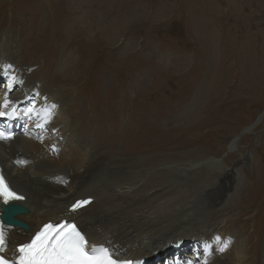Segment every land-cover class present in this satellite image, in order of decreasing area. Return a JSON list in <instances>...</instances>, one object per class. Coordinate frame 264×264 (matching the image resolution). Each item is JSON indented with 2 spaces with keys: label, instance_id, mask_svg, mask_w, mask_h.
I'll use <instances>...</instances> for the list:
<instances>
[{
  "label": "bare ground",
  "instance_id": "obj_1",
  "mask_svg": "<svg viewBox=\"0 0 264 264\" xmlns=\"http://www.w3.org/2000/svg\"><path fill=\"white\" fill-rule=\"evenodd\" d=\"M58 1L59 3H69L73 6L86 2L90 7L88 9L87 6H82L78 8L74 15H70L69 13V17L71 18V24L68 27L69 30H66V28L63 29L68 36V40H65L66 42L63 43V47L60 50L58 49V46L54 47L51 45L52 49L50 48L47 34L50 37H53V34L50 32V29L54 27L52 21L54 22L57 19L60 20L62 17L67 16L65 10L62 13L58 12L60 14L59 16L57 13L46 12L47 14H45L46 16L43 18L47 19H45L47 24L44 22V24H46L44 28L47 34L43 31L42 34L40 31L41 28L38 24L32 23L35 28L29 36V41H26L28 43L25 44L22 40L20 43L17 41L14 43V48L19 47L17 44L19 43L20 47L23 49V53L21 54L22 58L19 56L21 62L24 60L25 63L34 65L38 63V61L33 60L42 58L45 62L46 59V62L42 65L43 69L41 68V74L36 72V70L32 71V69V73L29 75V72L21 67V63L17 61L13 52L12 54L10 53L11 56L8 53V56L5 55L2 57L4 53H1L2 44H0V61H3L4 65H7V82L11 83L9 85V90L5 92L6 96L10 98V101L7 102V107H4L1 105L2 103H0V109L5 108L6 110H12V106L17 105L16 112L21 114L18 106L21 105V108L25 109V112L28 113L30 118L29 122H27L29 123L27 124V127L30 128L31 125L30 130L27 132L29 137L22 136L21 133H18L14 140L0 141V162L4 168V173L9 179L12 188L26 196L24 204L30 209L27 213L14 216L16 221L27 222L30 226V230L27 231L18 227L4 226L5 245L1 249V252L6 256H12L17 262L19 257V253L16 251L17 247L21 244L28 243L30 234H32L37 228H42L40 227L42 223H49L62 218L75 219L89 238L90 246L99 244H104L108 247L110 246L113 249L110 248V251L119 260L130 261L131 264L132 262L133 264H162L163 262H168L165 261L167 258L170 263L171 254L174 253L176 257L172 258V261H178V258L181 257L182 253H184L190 245L194 246L196 244V239L205 240L204 237L207 236V234L210 233V236L212 233L218 231L216 229L220 230V226L224 225L225 222V219L223 218V211L227 210L225 204L220 208H216L215 215L212 219H210L211 216L204 215L203 209L195 210L193 208L192 210L191 205L197 203L198 199H203L199 202L200 204H209L208 200H211L209 193L213 190L220 191V195L222 196L225 192L228 194L230 188L235 186V189L233 190H236L237 193L241 187L240 178H238L239 175H237V171L235 172L232 169L223 171L222 177L213 184L212 180L215 178L214 176H216V173L208 165H206V168L202 169V172H205L203 176H199L197 172L188 174V172L172 171L168 168L161 167V165H166L171 161H181L189 158V153L187 152L180 153L179 151L175 157H169L168 154L163 151H167V149L171 147L174 148L173 143H171V145L168 141L171 136H167L166 134H169L172 130L168 129V125L164 126L165 123L161 124L167 116L172 119L169 122L172 123L174 133L177 132L176 127H179L178 130L183 132L188 127L184 122L187 121L189 115L179 120H185L183 122L175 120L176 114L177 117H179L185 110L180 107L183 98L182 91L176 92L173 94V97L171 96L169 98L175 101V103L178 101V105L170 103L169 106H172L173 108H171L173 110L168 109L166 106V109L163 108L165 105V102L163 101L164 105H161L160 107L158 106L157 111L152 110V106L155 105H152L151 103L148 104L149 102L145 103V105L141 104L144 105L145 108H140L141 102L138 103L140 98H145L146 101L147 99H150V97L147 98V92L143 94L142 91L135 90L136 92L130 96L121 94L123 95L122 99L126 104L128 102L130 105H133V108H137L138 110L136 112L140 110L143 112L142 114L140 113V115L135 116V122L131 121V126L129 124L131 123L130 121L124 123H128L126 139L124 138L125 140L122 142V151L124 153L120 152L119 155L113 152L116 151V147L110 145V139L107 138L108 134L106 136L102 134L103 128H105L104 131L108 129L105 127L106 121H110L113 125L112 128L116 133H121L122 128L118 125L119 122H116V117L111 116L112 113L109 112L110 107H105L106 101L111 97L108 95L103 96L96 90H98V86H109L110 84L117 89L115 83L118 82V75L120 74L115 73L113 75V72L110 75L111 69L109 67H112L113 59L109 58L112 57L109 56L107 61L104 62V56L99 57L98 53L101 51L100 46L104 40V33L106 39H111L113 44L118 48L121 46V44H118L119 33H116L118 32L116 24L117 21L119 23V14L114 10L110 11L111 13L106 12L105 10L100 12L101 14L103 12V17L106 20L107 18L110 20L108 22L116 20L113 30H109V25L107 26V23H105L106 26L109 27V31H107L104 27L105 25H101L105 22L103 19L100 21L102 15L99 16L96 12V23L94 21L96 24L95 28H93L94 25L88 22L87 18L90 11H93L94 13L96 10L103 8L102 0ZM204 1L205 3L201 2L202 5L198 9L199 11L196 13L195 20H193L194 22L192 21V23L194 24L196 34L199 35L197 39L200 38V42L202 41L207 45V50L209 52L214 48L213 43L215 42V38H217V33L215 30L216 26L211 20V3L209 0ZM55 4L53 3L54 6ZM65 4L63 7L66 6ZM228 6L237 12L240 11L241 5L233 4L231 1V4ZM128 7H120V14L122 12L129 13L130 9H128ZM87 11L89 13H87ZM31 13L33 15H38L37 12L34 11ZM2 18L3 17L0 16V30L7 28H5L7 23H2ZM66 24L69 23L67 22ZM10 25L12 26L13 24L10 23ZM8 28L10 29V26ZM55 28L56 26L52 29L53 33L56 31ZM9 29L7 30L10 31ZM8 33L11 34L12 32ZM61 35L59 34L58 36ZM61 38L62 36L58 39ZM53 41L54 39L51 40L52 44ZM62 41L63 40H61V42ZM14 48L11 47L9 49ZM45 48L46 50L49 48L48 50H50V52H48L52 57L48 58ZM109 49L111 50V48ZM7 50L8 49L5 51ZM116 52L118 53V51ZM55 54L60 55V57H54ZM211 57L212 55L210 58ZM25 59L28 61H25ZM3 62L1 63L2 65ZM49 67H51V69H49ZM53 68L54 71L52 73L51 71ZM19 69L24 72L23 75L18 74L20 73ZM122 72L123 71H121V73ZM40 75L45 79L43 82L40 80L41 77L39 78ZM88 75H90V77L87 82L85 79ZM16 76L19 77L18 83L12 81L14 78H17ZM149 77L150 76H147V78L142 79L141 82L148 83L149 81L147 79H149ZM15 86L17 87L15 88ZM131 86L134 88V83ZM15 90L16 92H13ZM122 91H124V89H122ZM199 95L200 94H198V96ZM114 98L115 97L112 96V99L115 102ZM184 98L186 99V97ZM196 98L197 96L194 100H196ZM131 99L133 102L130 101ZM53 104L57 106L55 109L51 108ZM30 109L32 111H29ZM44 109H49L53 112L50 122H45ZM150 112H152L153 115H151ZM189 112L190 110H188V113ZM36 113H40V115L37 116ZM149 114L152 116L151 118L147 117ZM123 122H121L120 125ZM37 124L43 126L38 127ZM52 132H54V134H52ZM182 136L184 135L178 133L176 136L175 134L174 136L172 135V138L174 137L175 140V138L180 137L181 139ZM90 141H93V146L89 149ZM183 142L184 140L181 142L182 147L185 146ZM17 144H19L22 149L18 148ZM177 144L181 145L179 143ZM52 148L54 150H52ZM105 150L107 152L106 155ZM119 171H121V173L118 176L119 179H116L117 181L115 179L114 182H112L113 180H109V182L105 181L107 185H110L111 188H113V193L104 192L102 189L100 190V185L94 186V184H92L93 182L99 184L96 181H98L100 175L103 177L102 174H115ZM164 178L170 179L165 180ZM178 178L191 181L195 186L187 187L181 183H175L176 181L173 182L174 188H167V186H165V182L179 180ZM196 191L201 193L195 197ZM78 194H88L85 196L93 197L95 198V201L78 212H69L68 207ZM201 195L206 197H200ZM212 202L210 203L212 204ZM156 204L159 205L157 206V213L152 211V209L156 208ZM161 205L164 206L160 207ZM258 206L262 207V204L259 203ZM185 207H189V209L184 213L183 217L191 215L192 212H196L198 216L192 218L194 220L190 221V227L188 230L184 229L182 233L173 234L172 229L176 227L179 228L180 223L172 225L170 221L163 218L171 216L176 212H184L183 209ZM0 213H2L1 198ZM212 213H214V211ZM240 215L238 214L235 218V215L232 217V214L231 216L227 214V217L235 221L241 219ZM255 216V214L252 215L254 219H257L258 217L255 218ZM249 217L250 216H248V218ZM165 221H167V223H164ZM237 223H239V221ZM244 224L246 225H242V229H248L246 218ZM194 230H196V232L190 233ZM253 230L255 231L252 235L253 238H251L250 235L240 238L242 248L239 249L241 251L235 255L234 261L230 263L258 264V260H256L253 253H255L256 248L258 249L263 243L264 233L263 238H259L257 232H260L261 230L258 229V226L253 227ZM162 235L165 236L160 239V236ZM186 235L189 236V238H187ZM260 236L262 237L261 233ZM228 237L229 235L226 236V238ZM236 240H238V238H236ZM223 244V248L225 249V245L228 244L227 240H225ZM182 248H184V251L182 250L180 252V249ZM174 249H177V251H173ZM233 249L235 250V248ZM231 251L232 250L228 252L230 253ZM153 257L158 259L153 261ZM260 258L264 264V247L260 252ZM213 259H215L213 262L223 264L222 257L218 256ZM253 259L256 260V263L252 262ZM228 263L229 262H226V264Z\"/></svg>",
  "mask_w": 264,
  "mask_h": 264
},
{
  "label": "rangeland",
  "instance_id": "obj_2",
  "mask_svg": "<svg viewBox=\"0 0 264 264\" xmlns=\"http://www.w3.org/2000/svg\"><path fill=\"white\" fill-rule=\"evenodd\" d=\"M231 1L233 4L241 5L240 11L236 12L233 8L228 6L231 4ZM101 2H103V8L100 10L98 9L94 13L93 11H90V13L87 11V13H89V15L87 14L88 22L94 25L93 28H95V16H97L95 14L98 13L99 16L102 15L100 21H102V19L105 21L101 25H105L104 27L107 31L113 30L116 20L108 22L110 20L108 18L106 20L103 17V12L102 14L100 12L103 10L106 12L114 10L119 14V23L117 21L116 24L118 32L116 33H119V36L117 35L119 39L118 44H121V46L118 45V48L113 44L111 39H106L104 33V40L100 46L101 51L98 54L99 57L104 56L103 58L105 60L102 58L104 62L107 61L109 56L112 57L109 58L113 59L112 67H109L111 69L110 75L113 72V75L115 73L120 75H118V82L115 83L117 89L110 84V87L104 85L98 86V90L96 91L103 96L108 95L111 97L109 98L110 100L108 99V101H106L105 107H110L109 112L112 113L111 116L116 117V122H119L118 125L122 128L121 133H116L110 121H106L105 127L108 129L104 131L105 128H103L102 134L105 136L108 134L107 138L110 139V145H114L116 148L118 147L117 149L115 148L116 151L113 152L117 154L120 152L124 153L122 151V142L126 139V130L128 128V123H124L129 121L135 122V116L140 115V113L142 114L143 111L140 110L136 112L138 109H135V107L133 108V105H130L128 102L126 104L121 94L130 96L137 90L142 91L143 94L147 92V98L150 97V99L146 101L145 98H140L141 101H138V103L141 102L140 108H145V103L149 102L148 104L151 103L155 105L152 106V110L157 111L158 106L164 105L163 101L165 102L163 108L166 109L167 107L173 110V107L171 106V108L169 106L170 103L178 105V101L175 103V101L169 98L171 96L173 97V94L176 92L182 91V97H186V99L184 98L183 102L182 98L180 107L185 110L179 117H177L176 114L175 120L179 121L189 115L187 121H179H185L184 124L188 127L184 132L178 130L179 127H176L177 132L174 133L172 123L169 122L172 119L167 116L161 124L165 123L164 126L168 125V129L172 130L173 133L169 132V134H166L167 136H171L168 141L170 144L173 143L174 148L171 147L167 149V151H163L168 154L169 157H175L179 151L180 153L187 152L189 153V158L181 161H171L166 165H161V167L168 168L172 171L188 172V174L197 172L199 176H203L205 172H202V169L206 168V165H208L216 173V176H214L215 178L213 177L214 179L212 180L213 184L222 177L223 171L232 169L235 172L237 171L241 187L236 193V190H233L235 186H233L230 188V191H228V194L225 192L222 196L220 195V191L213 190L209 193V196H211V200H208L210 205L208 203L200 204L199 202L203 199H198L197 203L191 205L192 210L193 208L195 210L203 209L204 215L211 216L210 219H212L215 215L216 208H220L225 204L227 207V210L223 211L225 222L224 225L220 226V230L216 229L218 231L212 233L210 236L209 233L204 237L205 245L203 248H201V245L197 242L194 246L190 245L185 251L184 248L180 249V252L183 250L184 253L178 258V261H180L181 264H218L213 262L215 260L213 258L220 256L223 258V264H226V262H229L228 264H233L230 262L234 261L235 255H237L242 248L240 238H244L248 235L253 238L252 235L255 232L253 227L255 226H258V229L261 230L260 232L256 231L259 238H263L264 233V0H209L212 6V9H210L211 20L216 26L215 30L217 33V38H215V42L213 43L214 48L209 52L207 50V45L202 41L200 42V38L197 39L199 35L196 34L194 24L192 23V21L195 20L196 13L199 11L198 9L202 5L201 2L205 3L204 0H102ZM53 3H56L55 6ZM58 3V0H0V16L3 17L2 23H7L5 26V28H7L0 30V44H2L1 53H4L2 57L5 55L8 56V53L12 54L13 52L17 61L21 63V67H23V69L25 68V70L29 72V75L34 70L41 74L43 69L42 65L46 62V59L45 62L42 58L33 60L38 61V63L34 65L25 63L22 59L21 62L20 57L22 58L21 54L23 53V49L20 47V41L22 40L25 44L28 43L26 41H29V36L35 28L33 24H38L41 28V30H39L46 33L44 26L47 24V19L45 18V20L43 18L46 16L45 14L51 12L57 13L59 16V13L65 10L67 16L62 17L60 20L57 19L54 22L52 21L54 27L56 26V31L54 33L52 32L54 27L50 29L53 37H50L46 33L50 48L52 49V46H58L60 50L63 47V43L68 40V36L63 29L66 28V30H69L68 27L71 24V18L69 16L76 14L78 8L82 6H87L88 9L90 8L89 4L86 2H84L85 4L82 3L74 6L69 3L62 4L61 2L59 6ZM64 4L66 6L63 7ZM123 6H129L128 9L132 10H129V13L122 12L120 14V7ZM32 11L37 12L38 15H33L31 13ZM36 18L39 21H37ZM44 22L46 24H44ZM67 22L69 24H66ZM10 23L13 25L11 26ZM105 23H107V26L109 25L110 28L107 27ZM9 26L10 29L8 28ZM57 28L60 29L58 30ZM8 32L12 33L10 34ZM59 34H62L61 39H58L61 37L58 36ZM52 39H54V45L51 42ZM61 40L63 41L61 42ZM16 41L19 42L17 43L19 47L14 48V43ZM11 47L14 49H9ZM109 48H111L112 51ZM6 49L8 50L5 51ZM48 49L46 50L45 48V51L48 54V58H50L52 56H50V50ZM116 51H118V53ZM209 54L212 55L211 58ZM54 57H60V55L55 54ZM25 61L28 60L25 59ZM2 62L3 61H0L1 101L5 98L4 93L9 90V85L11 84L7 82V65H4V62L2 65ZM54 68L51 71L52 73ZM49 69H51V67H49ZM121 71L123 72L121 73ZM19 72L20 73H17L21 75L24 73L20 69ZM147 76H150L149 79H147L149 82H141L142 79L147 78ZM89 77L90 75L87 76L85 81L88 82ZM39 78L41 82L45 80L41 75ZM18 79L19 77L14 78L12 81L18 83ZM133 83L134 88L131 86ZM17 86H15V88ZM122 89H124V91H122ZM13 92H16V90ZM198 94L200 95L198 96ZM111 95L115 97V102ZM196 96L197 98L194 100ZM4 100H6V98ZM120 101H123V104ZM130 101L133 102L132 99ZM188 110H190L189 113ZM150 113L153 115L152 112ZM149 115H147V117L151 118L152 116L150 115L149 117ZM121 122L123 123L120 125ZM132 122L129 123L130 126ZM178 133L184 135L182 136L183 139L179 137L174 140L172 135L174 136L175 134L176 136ZM25 134H22V136L29 137L27 133ZM52 134H54V132H52ZM182 140H184L183 143L185 145L183 147L181 143ZM17 146L21 148L19 144H17ZM92 146L93 141H90L88 148L90 149ZM52 150L54 149L52 148ZM106 154L107 152L105 150V155ZM120 173L121 171L115 174H102L103 177L100 175L98 181H96L99 184H95V182L92 184H94V186L100 185V190L102 189L104 192L113 193V188L107 185L105 181L109 182V180H113L112 182H114V179H119L118 176ZM164 179L167 180L170 178ZM173 182L181 183L187 187L195 186L191 181H186L184 179L170 180L165 182V186H167V188H174ZM200 193L201 192L196 191L195 197ZM83 195L85 196L88 194H78L74 199L82 197ZM200 197L205 198L206 196L201 195ZM210 202H212V204ZM259 203L262 204V207L258 206ZM157 206L159 205L156 204V208L152 209L155 213H157ZM163 206L164 205H161L160 207ZM188 209L189 207H185L183 209L184 212H176L171 216L163 218L170 221L172 225L180 223L179 228L176 227L172 229L173 234L182 233L184 229L188 230L190 221L194 220L192 218L198 216L196 212H192L191 215L183 217ZM212 210L214 213H212ZM227 214H229V216L232 214V217L235 215V218L239 214L241 219L233 221L231 218L227 217ZM254 214L256 215L255 218L258 217L257 219L252 217ZM248 216L250 217L248 218ZM245 218L247 220L248 229H242V225H246L244 224ZM238 221L239 223H237ZM164 223H167V221ZM193 232H196V230L190 233ZM227 235H229L228 238H226ZM163 236L165 235L160 236V239ZM235 236L238 240H236ZM187 238H189V236H187ZM225 240H227L228 244L225 245V250L220 252L219 249L223 248V242ZM263 247L264 241L258 249L256 248V252L253 253L256 260H258V264H263L260 258V252ZM233 248H235V250ZM230 250L232 251L229 253L228 251ZM171 255L170 260H172L174 253ZM157 259L158 258L155 259L153 257V261ZM256 260L253 259L252 262L256 263Z\"/></svg>",
  "mask_w": 264,
  "mask_h": 264
},
{
  "label": "snow or ice",
  "instance_id": "obj_3",
  "mask_svg": "<svg viewBox=\"0 0 264 264\" xmlns=\"http://www.w3.org/2000/svg\"><path fill=\"white\" fill-rule=\"evenodd\" d=\"M7 107V103L4 105ZM57 106L53 104L52 109ZM29 111H32L31 109ZM45 122H50L53 112L49 109L43 110ZM0 112V116H4ZM37 116L40 113H36ZM42 127L43 125H37ZM0 196L4 197L7 205L10 200H23L24 197L11 192L0 176ZM91 200H78L72 205V211L85 207ZM219 239V238H217ZM5 245L4 226L0 223V249ZM221 248L220 251H224ZM16 264H131L130 261H122L113 256V253L103 246L89 247V240L83 231L75 223L65 221L58 224H45L36 233L30 243L19 246ZM0 264H13L4 255L0 254Z\"/></svg>",
  "mask_w": 264,
  "mask_h": 264
},
{
  "label": "water",
  "instance_id": "obj_4",
  "mask_svg": "<svg viewBox=\"0 0 264 264\" xmlns=\"http://www.w3.org/2000/svg\"><path fill=\"white\" fill-rule=\"evenodd\" d=\"M5 209V215L3 216L6 223L11 224H17L20 227H25V229H29L28 225H25L23 222L16 221L14 216L18 212L27 213L29 212L27 208H25L23 205H14L10 204L8 207H4Z\"/></svg>",
  "mask_w": 264,
  "mask_h": 264
}]
</instances>
